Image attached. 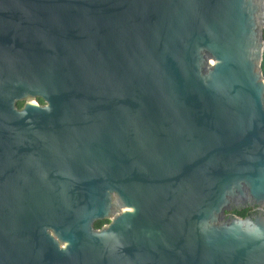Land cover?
Segmentation results:
<instances>
[{"label": "water", "instance_id": "1", "mask_svg": "<svg viewBox=\"0 0 264 264\" xmlns=\"http://www.w3.org/2000/svg\"><path fill=\"white\" fill-rule=\"evenodd\" d=\"M263 29L264 0H0V264H264Z\"/></svg>", "mask_w": 264, "mask_h": 264}, {"label": "trees", "instance_id": "2", "mask_svg": "<svg viewBox=\"0 0 264 264\" xmlns=\"http://www.w3.org/2000/svg\"><path fill=\"white\" fill-rule=\"evenodd\" d=\"M262 40H263V44H264V29L262 31ZM261 73H262V76H263V80H264V49H263V53H262V62H261ZM36 103L38 104H43L42 101L40 99H35ZM22 106V102L20 103H17L16 104V107L17 108H20ZM251 210V208H245V209H241V210H234L231 214L235 215V216H238L240 218H243L244 215L249 212ZM107 221H100V222H95L93 227L95 229H99L102 225L106 224Z\"/></svg>", "mask_w": 264, "mask_h": 264}, {"label": "rangeland", "instance_id": "3", "mask_svg": "<svg viewBox=\"0 0 264 264\" xmlns=\"http://www.w3.org/2000/svg\"><path fill=\"white\" fill-rule=\"evenodd\" d=\"M29 101H31V102H35V100H33V99H31V100H29Z\"/></svg>", "mask_w": 264, "mask_h": 264}, {"label": "flooded vegetation", "instance_id": "4", "mask_svg": "<svg viewBox=\"0 0 264 264\" xmlns=\"http://www.w3.org/2000/svg\"><path fill=\"white\" fill-rule=\"evenodd\" d=\"M250 211H253V209H251ZM250 211H249V212H250Z\"/></svg>", "mask_w": 264, "mask_h": 264}]
</instances>
